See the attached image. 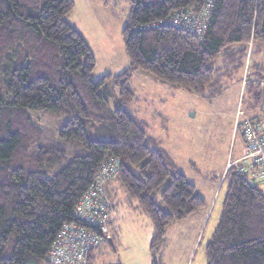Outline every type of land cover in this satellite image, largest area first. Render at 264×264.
Returning a JSON list of instances; mask_svg holds the SVG:
<instances>
[{
  "label": "trees",
  "instance_id": "obj_1",
  "mask_svg": "<svg viewBox=\"0 0 264 264\" xmlns=\"http://www.w3.org/2000/svg\"><path fill=\"white\" fill-rule=\"evenodd\" d=\"M128 1V67L92 80V51L66 19L73 0H0V264H44L60 229L78 222L74 207L104 162L118 168L101 184L110 207L123 189L151 223V264L162 262L167 227L204 209L202 194L129 110L133 71L208 101L226 81L243 83L245 119L264 135V0ZM182 13L205 23L202 34L165 23ZM51 114L65 119L55 124ZM239 161L223 173L206 264H264V184Z\"/></svg>",
  "mask_w": 264,
  "mask_h": 264
},
{
  "label": "rangeland",
  "instance_id": "obj_2",
  "mask_svg": "<svg viewBox=\"0 0 264 264\" xmlns=\"http://www.w3.org/2000/svg\"><path fill=\"white\" fill-rule=\"evenodd\" d=\"M66 16L85 38L95 60L92 80L117 74L128 67L121 29L129 12L128 0H73ZM130 84L135 91L131 112L148 124L186 179L202 194L208 212L200 226L194 214L166 229L159 264H206L205 246L217 223L225 193L223 173L239 155L245 142L239 122L248 114L243 83L226 81L225 92L211 101L196 94L160 84L143 71H133ZM52 116L59 124L65 116ZM244 153V154H243ZM249 159L242 163L247 167ZM114 208L109 207L108 237L100 243L95 264H151L149 242L153 235L149 219L118 190ZM200 211V210H199Z\"/></svg>",
  "mask_w": 264,
  "mask_h": 264
},
{
  "label": "built area",
  "instance_id": "obj_3",
  "mask_svg": "<svg viewBox=\"0 0 264 264\" xmlns=\"http://www.w3.org/2000/svg\"><path fill=\"white\" fill-rule=\"evenodd\" d=\"M165 23L182 26L194 34H202L205 29V23L194 19L189 13L167 18ZM242 133L246 150L241 159H249L251 175L264 184V135L261 126L255 121L243 119ZM117 174L118 168L114 161L103 163L95 185L74 207L78 222L67 223L60 229L44 264H88L89 255L101 243L102 235L105 239L108 237L110 203L102 193L101 184Z\"/></svg>",
  "mask_w": 264,
  "mask_h": 264
},
{
  "label": "crops",
  "instance_id": "obj_4",
  "mask_svg": "<svg viewBox=\"0 0 264 264\" xmlns=\"http://www.w3.org/2000/svg\"><path fill=\"white\" fill-rule=\"evenodd\" d=\"M242 134V133H241ZM244 151H245V147H244ZM244 154V153H243ZM243 156V155H242ZM241 155H239V157H237L236 158V160H239L241 157H242ZM207 212H208V207H206V205H205V207H204V209H202V210H200V211H197V212H195V213H193L192 215H194V214H198V216L200 217V226H202V223H203V221L205 220V218H206V215H207ZM192 215H190L189 217H191ZM188 217V218H189ZM187 218V219H188Z\"/></svg>",
  "mask_w": 264,
  "mask_h": 264
},
{
  "label": "bare ground",
  "instance_id": "obj_5",
  "mask_svg": "<svg viewBox=\"0 0 264 264\" xmlns=\"http://www.w3.org/2000/svg\"><path fill=\"white\" fill-rule=\"evenodd\" d=\"M196 35H200V34H196ZM102 165H103V164H102ZM100 168H101V167H100ZM93 185H95V184H93ZM92 187H93V186H92ZM107 224H108V221H107ZM107 228H108V225H107ZM107 231H108V229H107ZM53 243H54V241L52 242V244H51V246H50V248H49V250H48V252H47V254H46V260H47L49 254H50V251H51V249H52V247H53Z\"/></svg>",
  "mask_w": 264,
  "mask_h": 264
},
{
  "label": "water",
  "instance_id": "obj_6",
  "mask_svg": "<svg viewBox=\"0 0 264 264\" xmlns=\"http://www.w3.org/2000/svg\"><path fill=\"white\" fill-rule=\"evenodd\" d=\"M248 182H249L250 185L253 184V181H251V180H248ZM108 241H109L110 244H112V239L111 238H108Z\"/></svg>",
  "mask_w": 264,
  "mask_h": 264
}]
</instances>
